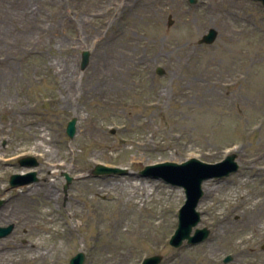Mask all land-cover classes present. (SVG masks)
Instances as JSON below:
<instances>
[{
	"label": "rangeland",
	"instance_id": "374dc122",
	"mask_svg": "<svg viewBox=\"0 0 264 264\" xmlns=\"http://www.w3.org/2000/svg\"><path fill=\"white\" fill-rule=\"evenodd\" d=\"M123 1L104 0L105 15L92 5L85 23L82 6L93 0H0V226L13 224L0 237V264L34 256L41 237L48 252L38 264H69L79 251L83 264H141L152 255L159 264H264V215L243 217L264 197V6L154 0L134 15ZM211 27L214 41L198 43ZM230 153L239 169L202 183L196 227L208 237L170 245L184 190L140 171ZM25 156L38 165H20ZM99 163L128 172L94 175ZM31 171L37 180L9 184Z\"/></svg>",
	"mask_w": 264,
	"mask_h": 264
},
{
	"label": "water",
	"instance_id": "95a60500",
	"mask_svg": "<svg viewBox=\"0 0 264 264\" xmlns=\"http://www.w3.org/2000/svg\"><path fill=\"white\" fill-rule=\"evenodd\" d=\"M264 6V0H259ZM193 3L194 0H189ZM173 21L169 17L168 24ZM217 31L214 28H210L208 32L202 35L199 43H212L216 38ZM89 61V52L83 50L81 53V69H84ZM158 74H162L163 70L160 67L156 69ZM75 118L70 119L67 122L65 131L67 135L72 138L75 133ZM236 155L234 153L228 154L223 160L216 163H208L201 161L197 158H189L183 162L175 161H163L154 164H148L143 167L140 174L143 176H150L153 178H160L166 183L174 186H180L184 189L185 202L181 206L178 212V224L175 232L171 236L169 243L172 246H180L184 240L188 244L198 243L207 238L209 235V229L206 227L196 228L194 233L191 234L192 229L200 221V212L196 209L199 201L203 197L204 191L202 183L213 177L223 178L229 174L238 170V163L235 160ZM19 163L23 166H34L37 165V160L32 156H25L19 159ZM126 168L121 167H110L103 164H96L92 170L94 175H111L114 173L125 174L127 173ZM66 184L71 181V177L65 173ZM37 180L36 172L31 171L25 174H12L9 179V183L12 187L27 184ZM2 200H0V204ZM13 229V224L7 226H0V237L8 235ZM264 248V246H263ZM84 253L79 251L69 260V264H83ZM231 257L228 255L223 259V262H228ZM162 261L161 255H153L145 257L141 264H159Z\"/></svg>",
	"mask_w": 264,
	"mask_h": 264
},
{
	"label": "bare ground",
	"instance_id": "6f19581e",
	"mask_svg": "<svg viewBox=\"0 0 264 264\" xmlns=\"http://www.w3.org/2000/svg\"><path fill=\"white\" fill-rule=\"evenodd\" d=\"M78 1V0H76ZM227 0H220V3H223V2H226ZM231 1V0H229ZM148 2V3H147ZM155 3L154 0H149V1H140V0H126V2L123 1V8L128 10V9H134L133 12H134V15H137V14H140L142 12V7L145 8V5H153ZM99 5L100 7L103 6V12L101 13V15H105L107 12H108V9L106 8L105 6V2L104 0H93V3L91 4H87V3H84L83 6H82V11L84 13V16H86V21L85 19H81L82 21H85V23L87 22H91V20L89 19V17L93 16V12L90 13V12H87L89 10H91L92 8V5L95 6V5ZM137 4H141L142 6L140 7H137L136 5ZM140 9V11H139ZM130 11V10H129ZM147 13H145V15H147ZM95 15H97L96 13L94 14V17ZM131 38H128V41H131L130 40ZM73 87V86H72ZM39 134V137L42 139V141L38 142L37 145L41 147V144L42 142H44V138H45V135H47V132H43V130L38 133ZM94 135V138L93 140L96 142V143H100L103 141V139L101 137H99L98 135H96V133H93ZM46 142V141H45ZM49 143H47L45 146H43V148L45 149L47 146L50 147V144L48 145ZM49 149L46 148V152L49 153L48 151ZM1 159V158H0ZM55 164H53V166H56L59 164L58 161H55L54 162ZM132 189H142V187L146 186L144 183L142 182H139L138 184L137 183H130ZM22 187V186H21ZM20 187V188H21ZM24 187H27L26 191H30V184L29 185H25ZM205 190H206V187H204ZM215 188L214 187H209L207 188V190H209V192L213 191ZM263 199H259L257 201H255L254 205L252 207H248L246 206L245 209H244V213H245V219H246V223H254L256 219L258 218H261L263 215H264V197H262ZM243 203L244 205H247V201L243 200ZM55 219V218H54ZM51 221H54L52 217H49L47 216L46 219H45V224H46V228H48L47 224H49ZM45 229V227H41V229ZM38 231H40L41 229L38 227L37 228ZM46 232V231H45ZM64 237V235H62V238ZM45 238L41 237L39 240L36 241V243H33L32 244V247H35L38 249L37 253L34 255V256H25L24 258H20L18 259V261H15V263H21V264H27V263H30V264H38V263H34L33 261L37 259L38 260H43L46 255H47V252L48 250H45L46 248L42 245V241L44 240ZM180 257L181 259L184 258V256H182V254H180ZM202 258H208L209 256L204 254V255H201Z\"/></svg>",
	"mask_w": 264,
	"mask_h": 264
}]
</instances>
